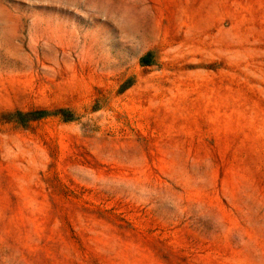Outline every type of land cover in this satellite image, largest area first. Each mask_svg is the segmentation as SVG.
I'll return each mask as SVG.
<instances>
[{"label":"rangeland","instance_id":"rangeland-1","mask_svg":"<svg viewBox=\"0 0 264 264\" xmlns=\"http://www.w3.org/2000/svg\"><path fill=\"white\" fill-rule=\"evenodd\" d=\"M0 264H264V0H0Z\"/></svg>","mask_w":264,"mask_h":264},{"label":"trees","instance_id":"trees-1","mask_svg":"<svg viewBox=\"0 0 264 264\" xmlns=\"http://www.w3.org/2000/svg\"><path fill=\"white\" fill-rule=\"evenodd\" d=\"M18 116L23 117L24 120L21 122H26L30 120H38L40 118H43L46 116V113L44 111H33V112H28L26 114H18Z\"/></svg>","mask_w":264,"mask_h":264}]
</instances>
